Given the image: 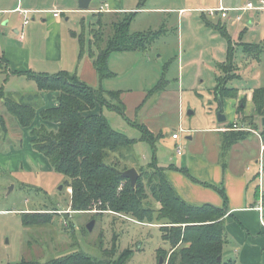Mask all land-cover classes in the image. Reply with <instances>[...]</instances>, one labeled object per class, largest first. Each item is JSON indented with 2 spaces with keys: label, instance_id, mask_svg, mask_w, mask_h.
I'll return each mask as SVG.
<instances>
[{
  "label": "rangeland",
  "instance_id": "obj_1",
  "mask_svg": "<svg viewBox=\"0 0 264 264\" xmlns=\"http://www.w3.org/2000/svg\"><path fill=\"white\" fill-rule=\"evenodd\" d=\"M6 1L0 8L13 10L19 6L23 10H34L43 6L50 7L51 3L55 2V0ZM56 1L60 7L79 5V0ZM108 2H112L115 7L126 8L127 11H136L133 9L141 2L146 8L164 10L157 13L143 12L131 25L132 33L162 32V36L148 52H115L109 58V69L115 75L104 81L103 89L123 92L122 100L126 106L127 120L107 108H103V114L109 119L114 130L127 134L129 138L138 140V143L132 148L111 153L110 159L106 162L110 164L117 161L120 168L129 167V169H137L138 165L145 166L151 162L154 148L150 143L140 141L142 131L130 123L136 122L138 125L153 129L158 133L156 135H161L159 132L164 133L157 143L156 157L159 165H169L171 159L176 162L177 156V147L172 141V134L176 133L180 136L177 146H180L183 154H186L197 145L198 136L194 128L205 126V123L211 119L218 122V105L215 104L211 93L216 86L215 73L205 61L206 54H202L204 49L198 50L190 46L194 40L203 39L202 34H205L206 24L202 21L204 20L202 15L212 20L207 9L208 4L203 0H191L188 6L178 4H187L189 0H93L91 6L100 9ZM183 6L196 8L198 11L186 13L195 17L196 21L193 22V29L185 38V43L180 44L179 31L176 30L178 23L174 22V17L178 16V11ZM164 11H171V16ZM19 12L1 13L0 29H3L0 30L1 50L11 45L26 47L25 44L16 41L12 26L4 27L2 24V19L5 23L10 17L11 19L17 17L16 25H22L23 18L19 16ZM41 17H44V14H30L27 36L29 38L31 28L34 29L35 42L31 45L32 61L28 63V68L36 72H51L50 67L38 62L40 49L46 44L43 38L45 36L46 39L50 33V31L47 33V26L40 25L44 19ZM97 20L94 12H73L62 16L58 38L62 41L63 54L67 55L68 59L71 46L77 49L76 42L69 38L70 31H76L79 35L85 34L88 42L91 24H96ZM110 20L111 17L103 19L107 23L106 34ZM184 50L188 53L185 60H183ZM0 55L2 56L3 53ZM6 69L0 65V92L3 91L2 94L5 95L3 98L13 96L14 100L22 102L21 96H29L30 99H25L23 102L39 111L43 102L33 97L38 93L35 83L26 76L9 74V67L7 71ZM4 101L5 99H0V155L2 156L21 152L24 148L23 143L22 146L14 138L13 129L17 127L16 120L6 111ZM40 119L38 114L34 123ZM181 128L184 131H181ZM32 130L33 128L31 132ZM31 132L29 135L32 134ZM190 135L195 137L193 141L188 140ZM44 158L48 161L46 157ZM22 162L32 171L22 168L21 163L18 164L17 171L11 170V163L0 168V264H16L23 259L45 263L73 253H83L97 260L107 259L111 264H159L160 251L171 250V244L163 239L160 229L163 225L156 220V217L153 224H148L107 215L112 212L98 214L101 212V203L95 205L92 211L80 213L69 209L70 215L63 213L62 210L67 211L69 204L72 203L73 191L67 187L69 179L46 168L45 164L34 161L29 155H24ZM54 208L58 209L55 211L58 214L54 215L52 223L42 226L24 225L22 214ZM92 221L95 225L93 230L89 231L87 226ZM126 250L132 251L129 261H126V257L121 258Z\"/></svg>",
  "mask_w": 264,
  "mask_h": 264
},
{
  "label": "crops",
  "instance_id": "obj_2",
  "mask_svg": "<svg viewBox=\"0 0 264 264\" xmlns=\"http://www.w3.org/2000/svg\"><path fill=\"white\" fill-rule=\"evenodd\" d=\"M92 1L89 10L86 11L81 10L79 5L77 7H60L56 0L51 3L50 7L43 6L34 10H23L19 6L13 10L0 8V20L2 18L1 13L23 11V13L19 12V16L23 18L22 25H16L17 17L14 19L10 17L5 23H3L2 19V24L4 27H8L7 25L12 26L16 41L29 47L20 48L11 45L6 46L4 50L0 49V53H3L2 56L0 55V59H2L0 62L1 67L4 66L7 69L9 67V74L20 76H26L25 73L29 71L49 75L68 72L71 75H76L82 82L93 88H103L104 81L114 77L115 74L109 69L114 75L103 81L100 80L98 71L94 66V59L91 58L87 49L85 52L81 51L78 40L79 34L76 31H70L69 38L76 42L77 49L71 46L69 59L67 55L63 54L61 49L62 41L58 38L59 28L62 26V16L73 12H94V15H97L99 11L107 14L132 11L115 7L112 2H108L105 7L100 9L92 8ZM203 1L208 4L207 9L209 10L220 7L230 10L226 18H223L220 12L214 16L210 15L212 20H208L203 14L204 20L202 21L206 24V27L204 26L205 34H202L203 39L194 40L190 45L194 49H204L202 54H206L205 61L211 66V71L215 73L216 86L211 91L212 98L214 96V102L218 105V110L220 104H222L226 121L220 123L211 119L208 123H205V126L194 128L198 136L197 145L192 147L190 152L186 154L179 155L176 151V162L171 159L170 161L172 162L169 165L160 164L159 166L167 169L168 180L177 193L188 203L196 207L211 205L216 208L226 209V240L223 248V261L225 263L264 264V226L261 221V211L258 209L262 205L261 202H264V131L262 128L264 126L262 124L264 117L255 116L256 107L253 101L254 91L264 87V8L261 10H236L248 3L259 6L261 5V0ZM4 2L7 1L0 0V7L4 5ZM190 3L191 0L187 4L179 3L178 5L188 6ZM185 6L178 11V16L174 17V22L176 23L177 21L178 23L176 30L179 31L178 42L180 44L185 43V38L188 37V33L193 29V22L196 21L195 17L186 15V13L198 11L196 8H186ZM137 8L133 9L138 11L137 16L143 12L157 13L164 10L163 8H146V5L141 10H137ZM31 13L44 14V17H41L44 18L42 19L43 23H40V25L43 27L47 26V33L50 31L46 39L45 36L43 38L46 44L40 49L38 62L41 65L50 67L51 72H36L28 68V63L32 61V56L30 55L31 45L35 42L33 37L34 29L31 28L29 38L27 36V31L30 28L28 25L30 24ZM164 13H169V16L172 14L171 11H164ZM20 20L22 19L20 18ZM26 21H28L27 24ZM219 25L224 26L223 29L226 33L219 29ZM0 30L3 31V29ZM72 32H75L77 37L72 36ZM219 36L222 39L219 40ZM228 39H231L230 44ZM217 40L220 41L218 45ZM231 47L233 56L232 67L227 65ZM188 51L191 53L190 50ZM187 54V51L184 50L183 60H185ZM36 60L34 59V61ZM220 86L236 89L238 91L237 98H218L217 91ZM59 95L60 93L56 91H43L33 95V97L41 99L43 102L42 108L37 112L41 119L36 120L35 123L33 122L34 124L31 127L23 128L15 118L17 127L13 129V135L21 145L23 143L24 148L18 153H10L6 156L0 155V168L11 163V170L17 171L19 169L18 164L21 163L22 168L32 171L27 164L25 166V163L22 162L23 156L29 155L34 161L41 162L45 164L46 168L54 171L49 160L47 159L48 161H46L44 158L45 155L34 149V138L29 133L32 128L38 129L46 126L49 127L46 128L50 131H58L59 125L44 120L41 116V111L57 107ZM101 112H103L102 108L97 106L95 109L86 112V115L100 114ZM190 113L193 114L192 112ZM41 123L43 124L40 126ZM235 123L238 129L233 128ZM35 126L38 128H35ZM148 129L154 135L158 134L153 129ZM181 130L183 129L181 128ZM238 132L243 133L242 135L244 136L241 140L236 141L234 140V135ZM159 133L164 136L163 132ZM194 138V136L190 135L188 140L193 141ZM172 141L178 147V141L173 139ZM170 165L180 170H187L199 182L191 181L181 172L170 169ZM222 191L226 195L227 205L224 203ZM70 204L69 208L66 209L67 211L62 210L63 213L70 215L68 212L71 209ZM107 215L131 220L117 214L107 213Z\"/></svg>",
  "mask_w": 264,
  "mask_h": 264
},
{
  "label": "trees",
  "instance_id": "obj_3",
  "mask_svg": "<svg viewBox=\"0 0 264 264\" xmlns=\"http://www.w3.org/2000/svg\"><path fill=\"white\" fill-rule=\"evenodd\" d=\"M141 2L137 10L143 9ZM138 11L97 13L96 24H91L90 39L85 34L78 35L81 51L88 50L94 59V66L103 81L114 74L109 70V58L112 53L148 52L150 47L160 38L161 31L132 33L131 25ZM108 34L105 30L110 18ZM224 26L219 29L224 31ZM225 32V31H224ZM226 33V32H225ZM224 33V34H225ZM72 36L77 37L75 32ZM229 44L231 39H228ZM232 47L229 49L228 66L232 67ZM2 59H0V62ZM21 74V73H18ZM23 75V74H22ZM29 80L37 85L38 92H59L58 106L44 109L41 116L44 120L59 125L58 131H50L46 127L32 130L33 147L49 160L54 171L66 176L67 187L73 191L71 209L74 212L92 211L99 203L100 213L112 212L131 220L153 224L156 220L162 224L163 239L171 244L170 251H160L161 259L169 257V264H227L223 261V248L226 240V209L211 205L196 207L185 201L175 190L167 178V169L160 167L156 157V146L161 135H154L145 125L130 122L142 131V139L154 148L153 158L147 165H138L139 179L135 187L122 173L129 167H119V162L108 164L111 153L120 149L132 148L138 140L129 138L127 134L112 128L109 119L100 114L86 115L97 106L117 112L125 120L126 106L122 100V91H106L93 88L82 82L76 75L68 72L49 75L26 72ZM5 99L6 111L14 116L23 128L31 127L37 110L23 101L29 96H21V101L13 96ZM238 91L220 86L217 97L237 98ZM5 96V95H4ZM36 98V97H34ZM253 101L257 117H264V87L254 91ZM4 124V123H2ZM258 128V127H254ZM264 131V126L262 127ZM243 133L234 135L236 141L241 140ZM264 135V132H263ZM184 174L191 181L199 182L187 170L169 166ZM227 205L225 193L221 192ZM54 209H43L40 212L22 214L26 226H42L52 223L56 213ZM58 212V211H57ZM132 256L131 250L124 251L121 258L126 261ZM219 257L222 261L219 262ZM16 264H111L109 260H97L83 253H73L45 263L37 260L23 259Z\"/></svg>",
  "mask_w": 264,
  "mask_h": 264
},
{
  "label": "built area",
  "instance_id": "obj_4",
  "mask_svg": "<svg viewBox=\"0 0 264 264\" xmlns=\"http://www.w3.org/2000/svg\"><path fill=\"white\" fill-rule=\"evenodd\" d=\"M261 3V5H259V6H256L255 4H253V3H248V4H246L244 7H242V8H238V9H236L237 11H246V10H261V9H263L264 8V0H261L260 1ZM229 9H226V8H224V7H220V8H218V9H210L209 10V14L210 15H215V14H218V13H222V17L223 18H226V17H228V13H229ZM99 12H102V11H99ZM20 13H23V11L22 10H20ZM24 13H27V12H24ZM240 19V18H239ZM28 23V21H26V24ZM233 128L234 129H238V126H237V124L235 123L234 124V126H233ZM240 129H242V128H240ZM181 131H183V130H181ZM172 139L174 140V141H178L179 139H180V136L178 135V134H176V133H174L173 135H172ZM177 153L179 154V155H182L183 154V149L181 148V147H177ZM261 169H262V167H260ZM262 203V205L258 208L260 211H261V216H262V219H261V221H262V225L264 226V202L262 201L261 202ZM122 217H124V216H122ZM163 264H169V257H167L165 260H164V262H163Z\"/></svg>",
  "mask_w": 264,
  "mask_h": 264
},
{
  "label": "water",
  "instance_id": "obj_5",
  "mask_svg": "<svg viewBox=\"0 0 264 264\" xmlns=\"http://www.w3.org/2000/svg\"><path fill=\"white\" fill-rule=\"evenodd\" d=\"M92 0H79V7L81 10L83 11H86V10H89V6H90V3H91ZM218 122L220 123H223L226 121V116L223 114V106L222 104H220V108L218 110ZM262 124L264 125V118L262 119ZM122 176L128 180H130L131 184L133 187H135V185L137 184L138 182V179H139V173L137 171L136 168H131V169H128L126 171H124L122 173ZM63 189V188H62ZM94 225H95V222L92 221L88 226H87V229L89 231H92L93 228H94ZM219 262L222 261V258L219 257L218 259ZM164 260L161 259L160 260V264H163Z\"/></svg>",
  "mask_w": 264,
  "mask_h": 264
},
{
  "label": "flooded vegetation",
  "instance_id": "obj_6",
  "mask_svg": "<svg viewBox=\"0 0 264 264\" xmlns=\"http://www.w3.org/2000/svg\"><path fill=\"white\" fill-rule=\"evenodd\" d=\"M164 260V259H163Z\"/></svg>",
  "mask_w": 264,
  "mask_h": 264
}]
</instances>
